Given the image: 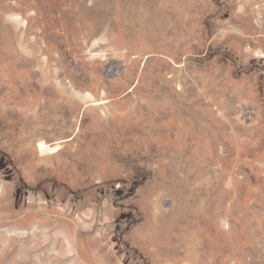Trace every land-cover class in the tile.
<instances>
[{
	"label": "rangeland",
	"instance_id": "obj_1",
	"mask_svg": "<svg viewBox=\"0 0 264 264\" xmlns=\"http://www.w3.org/2000/svg\"><path fill=\"white\" fill-rule=\"evenodd\" d=\"M0 264H264V0H0Z\"/></svg>",
	"mask_w": 264,
	"mask_h": 264
}]
</instances>
